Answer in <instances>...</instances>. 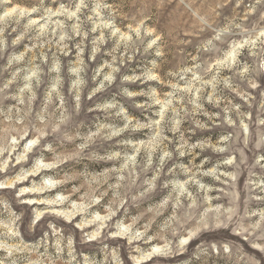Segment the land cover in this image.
<instances>
[{"label":"rangeland","instance_id":"rangeland-1","mask_svg":"<svg viewBox=\"0 0 264 264\" xmlns=\"http://www.w3.org/2000/svg\"><path fill=\"white\" fill-rule=\"evenodd\" d=\"M0 264H264V0H0Z\"/></svg>","mask_w":264,"mask_h":264},{"label":"bare ground","instance_id":"bare-ground-1","mask_svg":"<svg viewBox=\"0 0 264 264\" xmlns=\"http://www.w3.org/2000/svg\"><path fill=\"white\" fill-rule=\"evenodd\" d=\"M234 53V52H233ZM70 219V218H69ZM161 249H160V247H156L155 249H154V251L153 252H151L148 256H151V255H153L154 253L156 254V252H159ZM154 256V255H153Z\"/></svg>","mask_w":264,"mask_h":264}]
</instances>
